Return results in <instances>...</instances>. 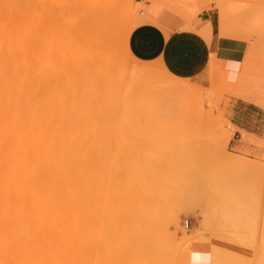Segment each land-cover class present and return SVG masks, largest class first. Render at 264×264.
Segmentation results:
<instances>
[{"label": "rangeland", "instance_id": "obj_1", "mask_svg": "<svg viewBox=\"0 0 264 264\" xmlns=\"http://www.w3.org/2000/svg\"><path fill=\"white\" fill-rule=\"evenodd\" d=\"M206 14L221 38L245 46L234 92L129 54L136 27L171 33ZM0 27L9 36L2 51L22 43V66L38 76L31 85L48 147L40 141L36 159L26 147V160L61 156L71 179V264H144L125 254L135 246L129 256H140L156 240L166 264H263L264 0H0ZM123 211L139 242L114 235L127 229L114 215Z\"/></svg>", "mask_w": 264, "mask_h": 264}, {"label": "bare ground", "instance_id": "obj_2", "mask_svg": "<svg viewBox=\"0 0 264 264\" xmlns=\"http://www.w3.org/2000/svg\"><path fill=\"white\" fill-rule=\"evenodd\" d=\"M2 30L0 27L1 35H6V31L4 32V30ZM35 33L37 32L35 31ZM14 35H17L16 31H14ZM8 39L9 36H4L0 39V264H71L72 211H70L69 207L70 197L72 195V191L70 190L72 189V186L70 187L71 179H69V177L63 173L64 171L62 169H65L66 166L63 164L64 162H60L61 156L58 157L60 160H55L57 164H49L50 160H48L49 157L47 156H45L47 159L43 161L44 164L41 163V161L39 162L38 158L37 163L36 161L35 163H29V161L26 160V147H29L28 150L35 156L34 159H36V157L40 156L41 154H39V151L42 150L41 142H43L41 141L43 139V135L41 136V131L42 123L44 122L43 119L45 117H43L42 114L37 111V107L40 109L41 101L39 103L38 99L36 98L37 90L35 85V89L31 85L34 82L37 83L36 81L38 80V76L35 71L36 69H34L33 73L28 72V74H31L29 75L30 77L25 72L26 69L24 66H22V58L25 56V48L23 47L22 43H18L16 45L14 44L15 46H13V48L12 46L6 49L4 48L5 51H2L3 48H1V46L3 41L5 42ZM18 59L21 60L20 62L22 64H17ZM26 76H28V78ZM83 107L84 106H82V108ZM50 118L49 120L46 118L48 122H50ZM48 122L44 123V125H46L43 129H46ZM54 135L55 134H52V136ZM46 136H48V134H46ZM49 137L50 136H48L47 142H51V137ZM55 142H58V139ZM44 144L45 143L43 142V147H45ZM63 144L65 145L66 143ZM69 144L70 142L64 147L65 150ZM58 145L60 146L61 142L60 144L58 143ZM71 145L72 143L70 144V149L73 146ZM39 147L41 150L39 149L38 151L37 148ZM47 147L48 145H46L44 150H46ZM70 149L68 152L72 151ZM61 152L59 155L62 154ZM65 152L67 153V150ZM47 153L48 152H46V154ZM11 154L13 156H11ZM56 155L58 156L57 153ZM63 156L62 158H64ZM68 156L67 158L70 160L71 155L70 158ZM228 160L229 161H227V165H231V168L235 167L239 170H242L243 167H247L243 161H237L238 159H236V161L234 159ZM29 167H32L34 172L31 171L29 172L30 175H27V168ZM41 167H44L45 169L46 167L49 169L51 167L54 170L60 169L62 171L59 172H62L63 175H56V177L51 176L48 178V175L45 174L46 172L48 174L49 169H41L40 171ZM65 170L67 171V169ZM60 173L57 172L56 174ZM123 213L124 214L116 213L114 215H119L118 218L122 219L121 222H125L123 224H125L127 229L122 230L124 227H121L122 232L116 233V231V234L114 235L118 234L120 240H123L121 238H125V236H129L130 238L129 240L127 239V241H133L135 243L139 242L137 241L138 239L136 241L134 240V233H137L136 229L133 228L134 226L136 227V221H134L135 218L133 219L132 216H127L126 211H123ZM120 226L122 225H119L118 222V227ZM132 228L135 229L136 232H134V230L132 231ZM155 237L157 239V236ZM127 241L125 242L127 243ZM122 244V249L125 251L128 250L125 248L126 246L124 247V243ZM130 244L129 247L132 246H130ZM161 244L162 243L160 240H156L153 243L151 242L150 247L147 245V247L145 246L142 249V254L140 256L137 255L134 257H130L129 254L135 250V246H133L132 249L127 247L129 250L125 254V257L129 258L128 262H131V259L135 261L137 259H141L142 262L145 261L144 264H160V262H162L161 258L163 256L160 254L162 253L160 249ZM120 248L121 247H119V249ZM173 250H175V248ZM138 252H140V249ZM162 264H166V262L163 261Z\"/></svg>", "mask_w": 264, "mask_h": 264}, {"label": "crops", "instance_id": "obj_3", "mask_svg": "<svg viewBox=\"0 0 264 264\" xmlns=\"http://www.w3.org/2000/svg\"><path fill=\"white\" fill-rule=\"evenodd\" d=\"M244 48L239 42L219 36L212 14L171 33L141 25L127 39L128 52L136 61L157 63L173 78L225 93L236 88ZM198 257L201 262L205 260L202 254Z\"/></svg>", "mask_w": 264, "mask_h": 264}, {"label": "built area", "instance_id": "obj_4", "mask_svg": "<svg viewBox=\"0 0 264 264\" xmlns=\"http://www.w3.org/2000/svg\"><path fill=\"white\" fill-rule=\"evenodd\" d=\"M153 1H156V0H153Z\"/></svg>", "mask_w": 264, "mask_h": 264}]
</instances>
